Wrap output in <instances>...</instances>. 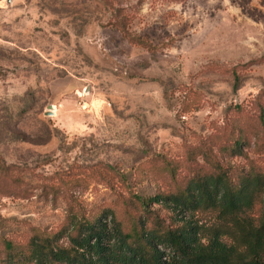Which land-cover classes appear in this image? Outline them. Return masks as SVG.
I'll use <instances>...</instances> for the list:
<instances>
[{"label":"rangeland","instance_id":"374dc122","mask_svg":"<svg viewBox=\"0 0 264 264\" xmlns=\"http://www.w3.org/2000/svg\"><path fill=\"white\" fill-rule=\"evenodd\" d=\"M116 7L154 50L113 27ZM261 112L264 0H0V264L3 238L25 245L71 211L114 206L131 226L133 196L264 174Z\"/></svg>","mask_w":264,"mask_h":264},{"label":"trees","instance_id":"16d2710c","mask_svg":"<svg viewBox=\"0 0 264 264\" xmlns=\"http://www.w3.org/2000/svg\"><path fill=\"white\" fill-rule=\"evenodd\" d=\"M113 27L129 44L155 49L128 28L122 9ZM264 126V115L258 116ZM244 141L232 154L241 155ZM1 171H8L2 167ZM125 184V180L122 179ZM264 197V174L233 178L218 167L190 178L172 193L133 196L142 214L127 226L114 206L71 211L57 231L31 228L25 245L2 239V264H264V210L249 216ZM160 206L172 223L150 226L151 207ZM207 214L200 221L198 214Z\"/></svg>","mask_w":264,"mask_h":264},{"label":"water","instance_id":"95a60500","mask_svg":"<svg viewBox=\"0 0 264 264\" xmlns=\"http://www.w3.org/2000/svg\"><path fill=\"white\" fill-rule=\"evenodd\" d=\"M48 109H51V106H49V108ZM50 114H51V112H49Z\"/></svg>","mask_w":264,"mask_h":264}]
</instances>
